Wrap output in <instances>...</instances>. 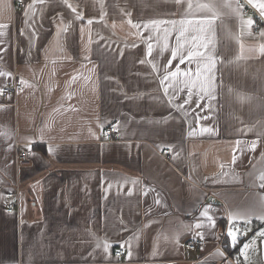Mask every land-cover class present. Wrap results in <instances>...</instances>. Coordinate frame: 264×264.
<instances>
[{
  "label": "crops",
  "instance_id": "1",
  "mask_svg": "<svg viewBox=\"0 0 264 264\" xmlns=\"http://www.w3.org/2000/svg\"><path fill=\"white\" fill-rule=\"evenodd\" d=\"M223 2L0 0V264H264V27L255 35L243 14L260 0ZM197 3L219 14L215 98L193 89L186 104L164 77L196 69L171 51L180 21L203 35L212 13ZM17 181L19 216L6 212Z\"/></svg>",
  "mask_w": 264,
  "mask_h": 264
},
{
  "label": "snow or ice",
  "instance_id": "2",
  "mask_svg": "<svg viewBox=\"0 0 264 264\" xmlns=\"http://www.w3.org/2000/svg\"><path fill=\"white\" fill-rule=\"evenodd\" d=\"M177 3H180V0H176ZM250 4H253L256 6L254 0H248ZM71 7V5H68ZM223 7H231V4L228 2V0H224ZM31 7V5H29ZM193 7V4L191 3V0H189L188 8L191 9ZM196 7L201 10H207L212 13V16L210 18H204L200 21H197V31L199 33H202L203 35H196V34H188V30L184 28V21H180V27L176 29L177 35L175 37L176 39V47L171 51V60L177 59L179 56V63L184 64L185 60L189 63H196V69L193 72L191 69L184 71L181 73L179 69L176 71L170 72L168 75L164 77L165 81H168V84L170 87H173L177 92L184 91L185 88L188 89V99L184 101V103H190L191 97H192V90L196 89L198 93H203L204 95H207L211 98H215L214 92V81H215V73L214 69L216 66V57L212 53H214L215 49L214 47L210 49V45L213 44L214 40V34L213 39L208 38V32L211 30V25L215 22L216 19L219 18V14L216 11V5L212 3H197ZM261 16L264 17V0H260L258 4ZM75 11V9H72ZM78 18L79 15H78ZM91 23V21H89ZM160 23V22H156ZM173 26L175 27L177 22H172ZM189 24H191V21H188ZM254 21L249 19L247 21V27L251 28ZM202 25H207L208 28L206 29ZM2 27V26H0ZM264 35V33H261ZM164 40L167 41L169 38V30H164ZM187 46V47H186ZM167 49V43L164 45V49ZM261 53L264 54V47L261 48ZM185 52L187 53L185 55ZM151 53V45H149V54ZM171 60H169L168 64L171 66ZM155 70V66H153ZM183 75L187 77V79L180 80L179 77ZM171 77V79H170ZM165 93L167 94V88L165 89ZM182 107V105L180 106ZM197 107H199V104H197ZM239 143V142H238ZM257 147V141H253L251 145L249 146V151H255ZM51 151V150H50ZM233 162H235V157L233 158ZM260 180L264 181V174H261L259 177ZM261 187H264V184H261ZM158 203V201H157ZM262 204H264V200L261 201ZM253 213H237V218L239 220H242L245 224L250 223V215ZM259 219L264 221V215L259 216ZM214 226V225H213ZM197 227H200V225H197ZM235 225L230 220L229 222V229H228V236L231 238L233 242V246H235V243L237 242V235L236 233L240 232L239 228H235ZM259 236L264 237V231H261L258 233ZM254 243V241L252 242ZM123 246V245H122ZM250 247V244L246 243L243 245L241 249V255H247V249ZM105 250L107 251V245L105 246Z\"/></svg>",
  "mask_w": 264,
  "mask_h": 264
},
{
  "label": "built area",
  "instance_id": "3",
  "mask_svg": "<svg viewBox=\"0 0 264 264\" xmlns=\"http://www.w3.org/2000/svg\"><path fill=\"white\" fill-rule=\"evenodd\" d=\"M243 14L244 16L250 18L254 21L252 25V30L255 35L259 34L261 29L264 27V17L251 5L243 4ZM22 89V85L15 82L12 87H5L2 93L5 96L12 95L16 96ZM119 132L116 126H108L104 129V138L107 141H114L118 138ZM32 151L28 149H22L19 144L16 145V165L17 168L22 166H29L31 164ZM172 158L171 153L167 151L165 153V159L170 161ZM21 210V187L20 182L17 181L14 185L13 190L9 191L6 195V212L8 214L19 216ZM204 245V241L200 239H191L186 244L185 247L189 250H198ZM116 256L122 257L124 255V250L119 249L115 253Z\"/></svg>",
  "mask_w": 264,
  "mask_h": 264
},
{
  "label": "trees",
  "instance_id": "4",
  "mask_svg": "<svg viewBox=\"0 0 264 264\" xmlns=\"http://www.w3.org/2000/svg\"><path fill=\"white\" fill-rule=\"evenodd\" d=\"M223 244H224V245L227 244V240H224V241H223Z\"/></svg>",
  "mask_w": 264,
  "mask_h": 264
},
{
  "label": "rangeland",
  "instance_id": "5",
  "mask_svg": "<svg viewBox=\"0 0 264 264\" xmlns=\"http://www.w3.org/2000/svg\"><path fill=\"white\" fill-rule=\"evenodd\" d=\"M234 249H235V248H234ZM236 253H237V252H236ZM236 253H235V254H236Z\"/></svg>",
  "mask_w": 264,
  "mask_h": 264
}]
</instances>
